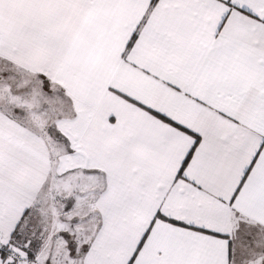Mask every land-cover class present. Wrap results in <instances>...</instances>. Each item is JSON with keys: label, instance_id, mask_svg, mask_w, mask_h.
Here are the masks:
<instances>
[{"label": "snow or ice", "instance_id": "snow-or-ice-1", "mask_svg": "<svg viewBox=\"0 0 264 264\" xmlns=\"http://www.w3.org/2000/svg\"><path fill=\"white\" fill-rule=\"evenodd\" d=\"M0 264H264V0H0Z\"/></svg>", "mask_w": 264, "mask_h": 264}]
</instances>
